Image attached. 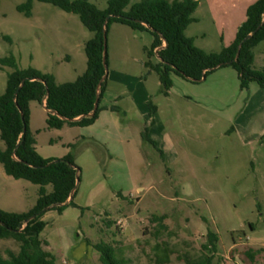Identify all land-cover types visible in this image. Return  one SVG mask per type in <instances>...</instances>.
Segmentation results:
<instances>
[{"label":"rangeland","instance_id":"obj_1","mask_svg":"<svg viewBox=\"0 0 264 264\" xmlns=\"http://www.w3.org/2000/svg\"><path fill=\"white\" fill-rule=\"evenodd\" d=\"M24 1L2 0L0 56L14 55L20 68L34 66L58 83L75 81L87 69L94 33L78 14L51 3L35 0L27 16L17 9ZM256 1L204 0L195 13L200 20L186 33L196 46L220 52ZM155 39L149 30L110 24L108 80L93 125L50 128L48 110L31 102L38 152L54 159L71 154L80 168L74 204L42 217L45 248L57 264H102L94 244L105 242L125 264H157L161 246L170 256L166 264H186L205 252L212 230L219 235L215 264H264V88L251 82L242 89L233 67H224L199 83L173 73L166 91L149 65L160 62L157 49L149 54ZM254 51L261 68L264 41ZM13 70L0 63V94ZM39 188L8 175L0 162V208L29 212ZM19 248L13 238L0 239L4 255Z\"/></svg>","mask_w":264,"mask_h":264},{"label":"trees","instance_id":"obj_2","mask_svg":"<svg viewBox=\"0 0 264 264\" xmlns=\"http://www.w3.org/2000/svg\"><path fill=\"white\" fill-rule=\"evenodd\" d=\"M34 1L25 0L17 9L31 16ZM38 1L78 14L94 37L86 45L87 69L72 82L58 83L55 75L34 66L20 68L14 55L0 56L2 68H14L7 74L5 92L0 94V137L5 143V147L0 148V162L8 175L40 185L37 203L29 212L17 213L0 208V239L13 238L20 244L17 252L8 249L4 255L0 250V264H57V257L45 248L48 242L41 238L47 226L42 217L49 210L56 209L61 213L67 205L74 204L80 168L71 154L54 159L44 158L38 152L36 138L30 128L31 102L46 103L50 128L61 129L66 124H94L100 111V105L97 109L95 105L98 99L100 104L108 80L106 64L109 65V60L107 53L104 61V35L105 28L108 34L112 22L149 30L155 35L149 54L154 55L157 49L160 62L149 65L159 73L166 91L172 85L173 73L199 83L224 67H233L237 71L242 89H247L251 82H257L264 88V66H255L254 51L264 41V0H257L248 7L247 18L239 26L235 40L220 52L205 51L186 34V29L198 21L195 12L200 0H142L129 9L131 0H108L105 9L90 0ZM1 3L2 0L0 6ZM48 186L52 189L49 190ZM74 190V197L69 201ZM155 219L163 221L165 216H155ZM208 232L210 239L203 245L205 252L197 258H187L186 264H215L219 235L212 230ZM94 247L101 254L102 264L126 263L109 243L99 242ZM157 249L156 263L169 262L166 248L158 246ZM247 253L254 257L253 249Z\"/></svg>","mask_w":264,"mask_h":264},{"label":"water","instance_id":"obj_3","mask_svg":"<svg viewBox=\"0 0 264 264\" xmlns=\"http://www.w3.org/2000/svg\"><path fill=\"white\" fill-rule=\"evenodd\" d=\"M108 20H109V18H107V21H108ZM250 36H251V35H249L247 38H249ZM107 42H108V34H107V28H105V35H104V61H105V62H106V55H107V53H108V45H107ZM164 45L166 46V45H167V42H165ZM239 53H240V50H239V52H238V55H239ZM105 64H106V63H105ZM106 68H107V74H106V76H107V75H108V65H107V64H106ZM106 76H105V77H106ZM98 105H99V99H98L97 102H96L95 109H97ZM45 106H46V103H45ZM54 113H56V112H54ZM79 182H80V175H79V173H78V174H77V186H78ZM74 193H75V190L72 192L69 201H70L71 199H73V197H74Z\"/></svg>","mask_w":264,"mask_h":264},{"label":"crops","instance_id":"obj_4","mask_svg":"<svg viewBox=\"0 0 264 264\" xmlns=\"http://www.w3.org/2000/svg\"><path fill=\"white\" fill-rule=\"evenodd\" d=\"M203 1L204 0H200V4H199V7L202 5V3H203ZM207 1H209L210 3H211V0H207ZM250 6V5H249ZM248 6V7H249ZM199 7H198V9H199ZM198 9L196 10V11H198ZM196 13V12H195ZM196 18L198 19V17L196 16ZM246 18H247V15H246V17H244L243 19H241V21H240V24H242L245 20H246ZM200 19H198V21H199ZM191 26V25H190ZM189 26V27H190ZM188 27V28H189ZM187 28V29H188ZM187 29H186V31H187ZM187 34V33H186ZM188 35V34H187ZM189 37H193L194 39H195V42H196V37L194 36V35H188ZM226 46H229V45H226ZM256 61H257V58H256V53H255V63H256ZM264 65H262V67H263ZM221 69V68H220ZM234 69V68H233ZM219 70V69H218ZM235 70V69H234ZM217 71V70H216ZM236 71V70H235ZM237 72V71H236ZM237 77H238V73H237ZM238 79H239V77H238ZM240 81V80H239ZM44 106H45V104H44ZM93 125V124H92ZM57 129V128H56ZM62 129V128H61ZM50 251V250H49Z\"/></svg>","mask_w":264,"mask_h":264}]
</instances>
